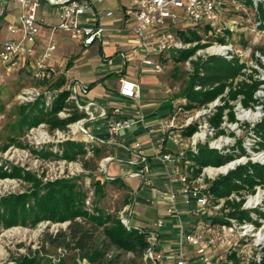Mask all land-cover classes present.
Instances as JSON below:
<instances>
[{
    "label": "built area",
    "instance_id": "2783aa9c",
    "mask_svg": "<svg viewBox=\"0 0 264 264\" xmlns=\"http://www.w3.org/2000/svg\"><path fill=\"white\" fill-rule=\"evenodd\" d=\"M8 1L0 0V19L9 14L5 6ZM14 1L20 3L22 6L21 10L15 14L16 18L7 23V29L11 34V38H8L0 45V60L7 62L6 72L8 75H11L12 68L20 65L21 56H30L33 53L43 28L47 27L50 30V36L47 38V44L42 56L36 61L29 60L28 64H26V60L22 66L25 68L31 66V77L38 80L40 84L24 86L20 91V96L23 97V101H35L42 95L41 90L46 88L45 93L47 94L45 98L50 103L58 92L64 89L69 90V99H72L87 113L86 117L71 122L67 131L61 130L66 135L65 139H73L75 137L72 134L76 133L77 130L87 132L84 122L89 116L92 102L82 101L80 96L88 91V86L70 80L66 62H61L59 66L51 65L48 62L52 58V53L57 49L55 33L58 31L66 32L71 38L80 41L83 46L87 47L102 39L106 26L99 22L100 17L98 14L92 16L90 22L85 23L81 21V18L85 16L87 11L93 8L91 0H58L56 6L58 8L59 20L56 23H49L44 16L39 14L41 0ZM128 1L129 5L126 13L134 16L128 26V30L139 37V48L145 52L146 57L152 54L157 55L156 60L148 61L153 64V70L156 72L164 70L163 61L159 57L161 54L174 50H187L194 47L197 43L211 42L208 47H205L212 50L210 55L232 59L238 57L235 55L237 51L244 52L246 51L244 49H251L257 35L264 33V18L260 12L264 8V0ZM234 9L238 11L241 17L245 18V22L250 24L248 28L243 27L244 30H240L239 32L240 34L245 33L252 36L250 44L242 46V50L238 49L237 44L232 41V39L237 41L241 38L240 34V37L232 36L227 38L224 43H220L219 41L220 37L225 35L227 28L231 27L228 15ZM111 14V12L107 13V15ZM183 20L199 23L193 29L202 35L200 40L193 42L185 39L183 32L187 34L191 32L190 29H172L174 24ZM237 22L242 24L241 21ZM205 26L209 27V32L200 31L199 28L203 29ZM217 44H219V48L216 49ZM201 47L204 46L202 45ZM195 52L186 59L188 67L191 66ZM255 55L257 59L263 58L264 60V55L260 52L255 51ZM239 58L244 59L243 57ZM260 62L263 64L262 60ZM248 68H245V70ZM56 75H64L66 77L65 85L61 87L52 85L58 77ZM46 81L47 83L50 81V83L45 84L44 82ZM195 88H200V85H197ZM119 93L138 102L141 100L140 84L126 78L121 80ZM121 112L120 107H114L110 113L108 109L103 108L101 115L107 116L108 113L110 115L108 130L111 137L106 140L103 138L91 139H96L98 143L107 144L111 147L121 146L125 148L130 154L129 162L134 166L132 175L139 178L140 187L143 189L150 188L156 194L159 190L152 183L151 169L148 163L149 158L142 149V143L136 142L134 147L129 148L120 139L122 133L133 124V121L122 116ZM65 113V111L60 112L61 115ZM177 114V112L173 111L169 120L159 125L164 136L151 142V156L155 161L162 164V171L170 183V190L166 194L168 198L167 212L180 216L179 201H182L187 206H195L192 210L194 214L201 213L198 220L192 226H189V228L185 229L181 226L180 246L172 254L175 257V264H187L186 244L199 248L201 251L200 264H232L233 261L229 258V253L224 256L219 253L221 249L225 248L229 252L235 251L238 253L243 264H261L264 255V218L259 217L255 210L257 208L264 210V186L258 185L254 192H232L227 197L218 198H215L209 192L212 180L235 169L241 163L242 158L245 159L242 163H246L250 160L248 159L249 157L245 154V156L236 157L219 166L205 165L200 172H195L196 165L194 162L184 157L186 151L197 150L198 142L204 141L207 137L213 138V141L210 143L211 146L208 144L212 148L224 149L223 147L227 144L219 142L222 141L223 134L217 135L216 129L210 125L206 130L200 128L188 136L190 138V141L187 143V146L190 147L188 150L173 152L165 149V144L168 140L178 145L182 143L183 137H185L183 130L177 131L175 129ZM140 120L143 124L145 123L144 115H141ZM40 125L47 126L44 123ZM59 130L57 129V132H61ZM44 134L46 138H49L47 132ZM104 158L108 162L114 159V156L109 155ZM105 178L110 179L107 176ZM149 200L153 202L154 197L149 198ZM228 200L232 202L242 201L241 209L248 210L253 219H258L260 223L257 224L251 220H240L239 218L229 216L228 212L231 208L229 206L226 207ZM127 207L128 204L123 207L120 216L124 224L133 226L123 216L126 213ZM164 224L165 220L159 218L152 223L149 229L137 226L148 233L149 245L145 251L144 259L150 264H162L163 262L164 254L157 248L156 238L159 234V228ZM209 250L217 251L218 255L216 257L210 256L208 254Z\"/></svg>",
    "mask_w": 264,
    "mask_h": 264
},
{
    "label": "rangeland",
    "instance_id": "374dc122",
    "mask_svg": "<svg viewBox=\"0 0 264 264\" xmlns=\"http://www.w3.org/2000/svg\"><path fill=\"white\" fill-rule=\"evenodd\" d=\"M41 4L46 6L47 0H41ZM228 16L231 27L227 28L225 35L220 37V43H224L227 38L232 36L240 37V30H244L243 27L248 28L250 26L249 23L245 22V18L239 15L236 9L231 11ZM58 20V15H53L51 17V22H58ZM237 21H241L242 24ZM197 25H199L198 22L183 20L174 24L172 29L189 30L195 28ZM199 29L201 32H209V27L207 26L203 27V29ZM183 33V36L187 41H197V38L194 37V34L191 32L187 34L185 32ZM199 35L200 40L202 35L200 33ZM55 37L57 39V44H59V41L79 44L78 40L70 38L60 31L55 33ZM8 38H11V36L6 30V26L2 25L0 31V45H2ZM209 44H211V42L195 44L194 47H196V52L193 55L190 67H188L186 60H168L166 63L163 62L164 70L159 73H143L141 79L138 72L130 73L132 75L131 79L133 78L134 80H139L141 82L142 105L159 108L158 110H155L153 114L147 115V123L152 124L154 127L161 125L169 120L168 116L170 110L173 113V106H177L178 114L175 127L177 131L183 130L192 123L197 124V129L201 128L206 130L210 127L211 118L215 116L216 113L218 114V105L225 103L223 99L218 97L205 106L198 107L197 109L194 108L192 112L187 109L184 111L182 110V107L178 105L182 100L181 95L191 86L192 77L196 73H203L202 71H197L194 62L212 57V55H210L212 50L205 48L206 46L208 47ZM202 45L204 47H201ZM253 45L259 48L256 52L258 51L264 55V51L260 49L264 48V33L262 35H257L254 39ZM75 46L77 47V45ZM218 46L219 44H217L216 49L219 48ZM238 47V49H243L242 46L238 45ZM43 49L44 48H41V44H39V47L36 50L34 49L35 51L32 56L35 60H38L42 56ZM244 50L246 51H237V54L235 55L243 57L244 59L251 58L254 48L251 47V49ZM26 57V55L21 56L20 65L12 68L11 75H8L6 72L7 62L0 60V163L9 166L12 170H19L18 172L21 174L20 176L0 177V198L2 196L23 193L25 191L31 192L33 181L27 179V177L25 178V175L34 176L39 180H43V182L62 177L73 178L78 182L79 187L86 191V206L91 211L94 210L96 202L98 206L100 205L104 210L114 212L122 205L124 197L128 195L129 203L125 211L126 213H124L123 216L129 220L132 225H134L135 221H138V224L140 225L141 222H143L142 219H145L144 217H150L148 214L149 211L152 212L150 208H152L154 212L159 206L146 203V198H139L141 194L138 195L137 190H142L143 188L140 187V180L132 175L134 172V166L129 162L128 158L122 157V159H120L121 157H117V154L114 152L110 155L114 156V159L107 162L103 157L99 161L97 170H92L86 168L83 165V160L80 158L73 160L63 157L49 159L39 154L42 150L51 147L53 150H56L58 148V143L63 141L66 138V135L61 130H59L61 132H57V129L50 130L44 125L27 127V124L25 123V125L22 126L24 113L28 112L30 105L33 104L32 102L36 101H23V97L20 96L21 87L24 84L26 86V84L31 81L25 78V76H28L29 74H26L25 71L22 70V66L26 62ZM73 59L74 66L70 70L73 80L77 79L84 83L97 77L98 74L95 73V71H91L90 74L87 73L89 69H92V64L97 62L96 58H90L87 54L80 53ZM88 60L90 64H84V62ZM260 60H262L263 64H261ZM81 62H83V64ZM248 67L246 70L247 73H252L255 77L264 80L263 58L257 59L256 56L252 57V59L248 61ZM26 70L32 72V67L30 66L29 68H26ZM21 80H23V83L20 82ZM110 83L115 87L113 81H110ZM228 90L229 88L226 89L224 94H227ZM45 92L46 88H43L40 97H45L47 94ZM256 95L260 100L264 101V84L256 92ZM241 98L242 97H239V99H231L230 97H227V100H230L229 104L233 105V110L238 121H230L227 114L223 116L221 127L224 129V133L222 135V141L219 142L227 144L223 147L225 152H231L233 154L241 152V154H243L241 156H245L246 154L249 157L248 159L264 163V149L257 150L258 139L255 138L251 129L264 116V105H256L255 108H245L241 103ZM103 101H106V104L109 103V105H113V102H111L109 98H106V96ZM171 107L173 108L171 109ZM225 112H228V109H226ZM246 112L256 113L257 115L253 119L247 118L245 116ZM148 119L151 121L149 122ZM45 132L49 134V138L45 137ZM76 134L86 140L98 142L96 139H90L87 134L83 135L82 132L79 133L78 130L76 133H73L72 136L77 138ZM10 135H13V137L16 138L15 141L10 142ZM183 135L185 137H183L182 143L178 145L168 140L165 144L167 149L173 152L188 150L190 147L187 146V143L190 141V138L186 133ZM132 137L133 135L131 134V138ZM141 139L143 138L140 137V141ZM212 139L213 138L211 137H207L204 141L198 142L197 145L198 147L206 143L210 145L213 141ZM226 140H228V142H226ZM240 144L242 147L239 146ZM114 148L117 149V147ZM143 148L147 149L148 147L144 146ZM243 149L245 152L241 151ZM35 150H37L38 153ZM90 154L92 153L90 152L89 155ZM239 155L240 153L238 154V157H240ZM244 160L245 159L242 158L241 163ZM158 174L161 175L162 173ZM105 176L110 179L119 178L120 182H111V180L109 181ZM163 178H165L164 174ZM153 179L154 183L159 185L160 178L153 176ZM97 180H100V183L102 184L104 183L103 191L106 192L104 197H101L97 193L95 184ZM166 189H168V187ZM135 195L137 198H135ZM134 199H136V205ZM200 215L201 213L194 214L188 212L182 217L184 226H192L194 222L198 220ZM155 217L156 216L153 213L151 218L153 219ZM68 223V221L54 222L52 220H42L36 225H31L30 221L25 224L19 223L11 226H4L3 223H0V264H16V262H18L23 256L35 257V260L42 264L47 261L53 262L54 264H58V262L62 264H102V262L106 263L108 261L113 262V264H146L143 263L140 258L136 259L131 252H124L114 247L109 248L107 256L102 259L101 263L100 261L92 262L86 257H81L78 249L72 248L71 246L57 245L48 240L46 237L48 234L56 236L60 230L67 229ZM143 227L145 229L150 228V226L146 225H143ZM171 234L170 237L175 243H177L178 237L174 233ZM104 237L105 236L101 234L99 240H103ZM219 253L224 256L225 254H228L229 251L225 248L221 249ZM208 254L212 257H216L218 252L209 250ZM148 264L150 263L148 262Z\"/></svg>",
    "mask_w": 264,
    "mask_h": 264
},
{
    "label": "trees",
    "instance_id": "16d2710c",
    "mask_svg": "<svg viewBox=\"0 0 264 264\" xmlns=\"http://www.w3.org/2000/svg\"><path fill=\"white\" fill-rule=\"evenodd\" d=\"M260 12L264 18V8ZM190 31L199 40V32L194 29H190ZM240 35L241 38L237 41L232 39V41L237 46H248L252 36L245 33ZM253 48L252 56L249 59H241L239 57L228 59L223 56L212 55L209 59L194 62L197 71H202L203 73H196L191 79V86L181 95L182 100L178 105L182 107V110L185 111L187 109L192 112L194 108L205 106L218 97L223 99L225 103L218 105V114L216 113L210 120L211 125L217 131L216 134L220 135L224 133L221 123L225 114H227L230 121H238L233 105L229 104L230 100H227V97L231 99L242 97L241 103L245 108H255L256 105H264V101L260 100L256 95V92L264 84V80L255 77L252 73H247L245 70L248 61L256 56L255 51L259 49L254 45ZM260 49L264 51V48ZM195 50L196 47L184 51L174 50L167 53L168 56H166L167 54H161L159 57L164 62L168 60H186ZM26 74L29 75L25 76V78L31 80L30 83H27L28 85L40 84L38 80L31 77L30 72H26ZM20 82L23 83V80ZM65 82L66 77L59 75L52 85L61 87L65 85ZM44 83L48 84L50 81ZM197 85H200V88L196 89ZM24 86L25 84L21 89ZM227 88L229 90L227 94H224ZM69 96L70 91L64 89L58 92L50 103L47 102L45 97L38 98L35 102H32L33 104L30 105L29 111L24 113L22 126L26 123L27 127H35L44 123L50 130L60 129L67 131L71 122L87 116V113L72 99H69ZM177 109V106H175L174 110H172L177 112ZM226 109H228V112H225ZM61 111L66 113L61 115ZM251 129L255 138L258 139L257 150L264 149V116ZM196 130L197 124L192 123L184 128L183 132L191 135ZM9 138L10 142L16 139L13 135H10ZM239 146L242 147L241 144ZM35 151L38 153L37 150ZM241 151L245 152L244 149ZM90 152L92 154L89 155ZM114 152L115 149L107 144L83 138H71L64 139L58 143L56 150L51 147L42 150L39 154L49 159L63 157L73 160L80 158L86 168L97 170L99 161ZM239 153V156L243 155L241 152ZM238 154L225 152L224 149L212 148L206 143L199 146L197 150L186 151L184 157L194 162L196 165L195 172H200L205 165L219 166L235 159ZM18 171L0 163V177L20 176L21 174ZM24 177L33 181L31 192L25 191L0 198V223H3L4 226L19 223L25 224L28 221H30L31 225H36L42 220L68 221L66 230H60L56 236L48 234L46 236L48 240L57 245L71 246L78 249L81 257H86L92 262L100 261L101 263L102 259L107 256L109 248L114 247L124 252H131L136 259L140 258L143 263L148 264V261L144 259L145 251L149 245L147 231L141 230L134 225L128 226L124 224L120 216L123 207L129 203L128 195L124 197L122 205L114 212L104 210L96 202L94 210L91 211L86 206V191L81 189L78 182L73 178L62 177L43 182V180H39L34 176L25 175ZM108 180L120 182L119 178ZM95 184L98 195L104 197L106 195V192L103 191L104 183L102 184L100 180H97ZM258 185L264 186V163L248 160L246 163L238 164L235 169L227 174H222L212 180L209 192L215 198L227 197L232 192H254ZM226 203V207L229 206L231 208L228 212L229 216L240 220H251L257 224L260 223L258 219H253L248 210L241 209L242 201L232 202L228 200ZM255 211L259 217L264 218V210L257 208ZM101 234L105 237L100 241ZM228 256L233 261L232 264H243L240 256L235 251H230ZM132 260L134 261L133 258ZM16 264L42 263L35 260V257L23 256ZM44 264L54 263L47 261ZM58 264L62 263L58 262ZM102 264H113V262H102ZM261 264H264V255Z\"/></svg>",
    "mask_w": 264,
    "mask_h": 264
},
{
    "label": "crops",
    "instance_id": "0c3cea01",
    "mask_svg": "<svg viewBox=\"0 0 264 264\" xmlns=\"http://www.w3.org/2000/svg\"><path fill=\"white\" fill-rule=\"evenodd\" d=\"M57 1L58 0H47L46 6H43L42 4L40 6L39 14L44 16L49 23H56L51 22V17L53 15H58V8L56 6ZM91 1L93 4V8L87 11L85 16L81 18V21L85 23L88 21L90 22L91 17L95 14H98L100 17L99 22L106 26L102 39L87 47L83 46L80 41L79 44L59 41V44H57V49L54 51V53H52V58L48 60V62L54 66H59V64L63 61L66 62L67 68L69 70V78H71L70 80L82 83L80 80L72 79L70 70L74 66L73 58L80 53H85L90 56V58L93 57L97 59V62L92 64V69H89L87 72L90 74L91 71H95V73L98 74L97 77L90 79L89 82L82 83L88 86V91L81 94L80 97L83 102H92V104L90 106L89 116L84 122V125L87 128V132L79 131V133L82 132L83 135L87 134L90 139L96 137L103 138L105 140L109 139L111 137L108 130V121L110 119L109 113L114 107H120L122 110L121 115L133 121L132 126L122 133L120 139L122 142L128 145L129 148L134 147L136 142H141L142 147H148L147 149H142L149 158L148 163L151 169L152 183L159 190L158 192H156V194H154L150 188H145L140 192L137 190L138 195L141 194L139 198H146V203L155 204L156 206L158 205L159 208L154 212L153 209L150 208V210L152 211L150 212L148 210V214L150 215V217H144L145 219H142L143 222H141L140 225L138 224V221H135L134 225L142 227L143 225H146L151 227L154 221L159 218H163L165 220V224L158 230L159 234L156 238V246L164 254L162 264H175V257L172 256V254L176 252L180 246V228L181 226L185 229L189 228V226H184L182 217H184L188 212L193 213L192 210L195 208V206H187L182 201H179V208L181 210L180 216L169 214L167 212L168 198L166 194L170 190V183L166 177L163 178L164 173L162 171V164H160L158 161H155V159L151 156V142L153 140L161 139L164 134L159 125L157 127H154L152 124L146 122L147 115L153 114V112L155 110H158L159 108L155 106H143L142 100L138 102L133 98L124 97L119 93L121 80L123 78H126L130 81L140 84L142 99L141 82L139 80H134L133 78L131 79L132 75L130 73L138 72L140 79L143 73H159L154 71L153 64L151 62H148L156 60L157 55L152 54L146 57L145 52L139 48V37L128 30V26L131 23L132 18L134 17L133 15H128L126 13V9L129 5L128 0ZM5 6L9 14L0 19V31L2 25H5L6 30L8 31L7 23L16 18L15 14L21 10L22 5L15 2L14 0H9ZM108 12H111L112 14L107 15ZM8 33L11 36L9 31ZM64 34L70 37L68 33L65 32ZM49 36L50 30L47 27H44L41 36L38 38V43L36 44L35 50L39 47V44H41V48H44V52L45 46L47 44V38ZM75 45H77L78 48ZM33 53L30 56H27L26 64H28L29 60L36 61L32 56ZM162 61L164 62L163 59ZM81 63L83 64V62ZM85 63L86 65L90 64L89 60L85 61L84 64ZM22 70L25 71V73L29 72L25 67H22ZM110 81H113V83H115V87L112 86ZM105 96L106 98H109L111 102H113V105H109V103L106 104V101H103ZM173 107H171V109ZM103 108L108 109L109 113L107 116L101 115V111L103 110ZM141 115H144V124L140 122ZM171 115L172 112L170 110L168 117L170 118ZM148 120L149 122L151 121L150 119ZM131 134L133 135L132 138ZM76 136L77 138H81L77 134ZM140 137L143 138L141 139V141ZM114 149L117 157H121L120 159H122V157H126L128 159L130 158V154L125 148L118 146L117 149L119 150H117L116 148ZM165 149H167L166 146ZM158 173L162 174L159 175ZM153 176L160 178L159 185L154 183ZM167 187L168 189H166ZM152 196L154 197L153 202L149 200V198H152ZM135 198H137L136 195ZM134 203L136 205V199H134ZM153 213L156 217L152 219L151 217ZM171 233H174L178 237L177 243H175V241H173L170 237L172 235ZM185 251L187 264H200L201 251L198 247L186 244Z\"/></svg>",
    "mask_w": 264,
    "mask_h": 264
},
{
    "label": "bare ground",
    "instance_id": "6f19581e",
    "mask_svg": "<svg viewBox=\"0 0 264 264\" xmlns=\"http://www.w3.org/2000/svg\"><path fill=\"white\" fill-rule=\"evenodd\" d=\"M256 115H257L256 113H252V112H246V113H245V116H246L247 118H251V119L255 118Z\"/></svg>",
    "mask_w": 264,
    "mask_h": 264
}]
</instances>
